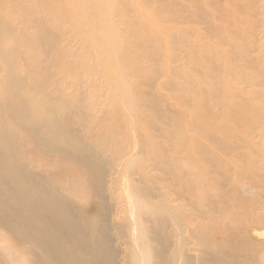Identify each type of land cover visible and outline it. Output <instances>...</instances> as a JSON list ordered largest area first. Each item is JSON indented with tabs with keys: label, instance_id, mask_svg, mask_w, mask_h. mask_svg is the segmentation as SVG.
Masks as SVG:
<instances>
[{
	"label": "bare ground",
	"instance_id": "6f19581e",
	"mask_svg": "<svg viewBox=\"0 0 264 264\" xmlns=\"http://www.w3.org/2000/svg\"><path fill=\"white\" fill-rule=\"evenodd\" d=\"M56 1L0 0V264H236L216 225L199 220L205 206L193 220L183 214L185 169H177L189 161L141 143L131 116L138 112L118 101L128 142L121 150L105 142L97 149L106 135L100 114L115 104V91L138 103L124 80L114 81L113 90L102 78L118 77L105 48H119L126 38L104 17V0H67L60 9ZM59 15L66 21L58 26ZM66 33L89 54H76ZM90 71L101 80L85 85L81 76ZM152 169L159 174H149ZM245 235L256 244L252 236L264 231L247 226ZM255 260L264 264V254Z\"/></svg>",
	"mask_w": 264,
	"mask_h": 264
},
{
	"label": "rangeland",
	"instance_id": "374dc122",
	"mask_svg": "<svg viewBox=\"0 0 264 264\" xmlns=\"http://www.w3.org/2000/svg\"><path fill=\"white\" fill-rule=\"evenodd\" d=\"M57 1L60 9L67 0ZM104 2L108 4L104 17L110 15L111 26L118 27L126 43L105 48L109 66L116 64L120 69L118 77L107 72L102 78L113 90L116 82L124 80L139 99L128 104L115 91L110 97L116 99L115 104L100 114L106 135L99 139L97 149L102 150L104 142L111 143L112 149L125 147L127 116L120 115L118 101L133 108L139 114L131 116L141 130V143L149 140L155 151L160 148L169 158L189 161L179 163L177 169H185L181 172L187 184L183 183L187 204L183 214L193 220L205 206L199 220L209 228L216 225L220 240L236 252L230 260L260 264L255 256L264 254V244H259L264 236L253 235L258 242L252 244L245 228L264 231V0ZM65 19L59 15L56 25ZM64 36L70 39L72 35ZM72 38L76 54L82 52L84 44ZM88 51L85 47L82 55ZM53 68L45 69L47 76H52ZM81 78L85 85L101 80L94 71ZM78 88L85 93L84 87ZM99 91L93 88L95 94ZM145 96L151 102H144ZM110 155L107 148L104 156L108 159ZM138 164L145 166L146 162L140 159ZM173 171L177 176L178 171ZM149 174L157 175L159 170ZM243 184L255 188L242 193ZM194 187L201 190L196 201L192 200Z\"/></svg>",
	"mask_w": 264,
	"mask_h": 264
}]
</instances>
